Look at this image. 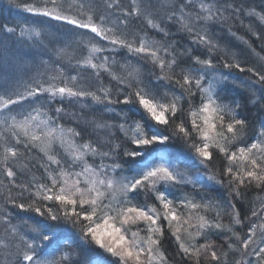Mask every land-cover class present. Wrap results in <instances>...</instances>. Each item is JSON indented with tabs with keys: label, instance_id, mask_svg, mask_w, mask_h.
<instances>
[{
	"label": "snow or ice",
	"instance_id": "snow-or-ice-1",
	"mask_svg": "<svg viewBox=\"0 0 264 264\" xmlns=\"http://www.w3.org/2000/svg\"><path fill=\"white\" fill-rule=\"evenodd\" d=\"M12 3L27 15L0 22V264H264V63L210 30L264 41V0ZM233 69L254 118L224 94ZM201 189H223L228 224Z\"/></svg>",
	"mask_w": 264,
	"mask_h": 264
},
{
	"label": "trees",
	"instance_id": "trees-1",
	"mask_svg": "<svg viewBox=\"0 0 264 264\" xmlns=\"http://www.w3.org/2000/svg\"><path fill=\"white\" fill-rule=\"evenodd\" d=\"M17 2H20V0H17ZM260 2L261 0H255L256 4H259ZM257 11H259L258 8ZM26 15H27L26 13H21L14 6L12 0H0V22H8L10 23L11 26V22L13 21L19 22L22 20L23 16ZM241 19H243V17H241ZM248 24L253 25V30H258L261 26V22L257 18L244 19V25H248ZM133 27L136 26L134 25ZM139 27H144V26L140 24ZM223 27L230 28V31H221L220 28L212 29V31H215L218 37L222 38L220 40L222 47L230 48L232 51L235 52H240L241 49L245 50V55L241 57V60L249 61V63L247 64V66L249 67L258 65L259 63H264V61H261L259 59L260 57H264V51H261V48H264V41L258 40L257 37L253 36L251 33L247 31L246 28H244L235 21H229V23ZM145 31H147L146 28ZM233 33H235L234 36L232 35ZM149 35H152V33L149 32ZM89 38L90 37H86V39ZM18 39L21 38L18 37L9 38L8 43L11 44L13 40H18ZM173 39L174 41L177 42V48L180 49L181 51L183 50L182 48H180L181 45H183L184 47L189 46L187 38L182 35H175ZM244 41H247L248 43L245 44ZM15 47L17 50H23V51L28 50L26 47L22 48L19 42L15 43ZM251 49H254V51H251ZM45 59H47V57H45ZM117 59H121V58L117 57ZM132 63H135V61H133ZM223 71L225 73L228 72V70H223ZM246 77H247V73H239L233 69L232 74L228 77V79L222 82V87L224 90V94H226L229 98H234L240 102L243 109V115L248 116L250 118H254L257 114V110L256 108L252 107L251 103L248 102V93L246 91L247 85L243 84V81L246 79ZM130 115H132L133 119H137V120L140 119V117L136 114H130ZM217 167L219 168V160L217 161ZM184 191H189V189H185ZM201 193L206 195L207 197H210L220 202L222 207L218 209V211L224 214L223 223L228 224L230 221L228 219L227 213L230 211V209H228L226 200L224 199L226 193H224L223 189H217V190L201 189ZM177 194L179 195V193ZM257 195H259V193L252 192L251 194L252 198H254ZM237 207L240 206L237 205ZM241 211L242 212L246 211V207L245 209H241ZM236 230L239 231V226H236ZM213 239H215V237H213ZM165 247L168 248L169 251H171V249L175 247V244L174 243L170 244L166 240ZM225 251H227L226 246H225ZM233 258L234 256L232 254H230L227 257L229 261H231Z\"/></svg>",
	"mask_w": 264,
	"mask_h": 264
},
{
	"label": "bare ground",
	"instance_id": "bare-ground-1",
	"mask_svg": "<svg viewBox=\"0 0 264 264\" xmlns=\"http://www.w3.org/2000/svg\"><path fill=\"white\" fill-rule=\"evenodd\" d=\"M210 30H212V29H210ZM157 39H158V37H156ZM133 61H131V63H132Z\"/></svg>",
	"mask_w": 264,
	"mask_h": 264
},
{
	"label": "rangeland",
	"instance_id": "rangeland-1",
	"mask_svg": "<svg viewBox=\"0 0 264 264\" xmlns=\"http://www.w3.org/2000/svg\"><path fill=\"white\" fill-rule=\"evenodd\" d=\"M151 202V201H150Z\"/></svg>",
	"mask_w": 264,
	"mask_h": 264
}]
</instances>
